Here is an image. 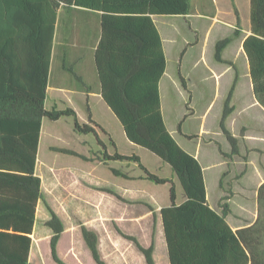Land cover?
Returning a JSON list of instances; mask_svg holds the SVG:
<instances>
[{
	"label": "trees",
	"instance_id": "16d2710c",
	"mask_svg": "<svg viewBox=\"0 0 264 264\" xmlns=\"http://www.w3.org/2000/svg\"><path fill=\"white\" fill-rule=\"evenodd\" d=\"M54 1L102 12V34L96 50L102 97L122 123L126 137L166 162L176 181L151 172L139 155L120 153L114 143L116 151L110 154L96 131L85 129V125L79 123L74 110H46L47 72H44L40 89L31 80L21 81L19 70L14 75L9 74L5 88L2 68L5 62L4 45L6 42H28L25 33L28 20L37 18V0H0V264H32L29 260L32 234L42 237L39 228L35 229L39 199L44 200V211L49 213L44 224L52 231L51 256L57 264H69L58 251L65 231L64 221L42 197L41 180L34 176L42 119L48 117L58 120L65 115L74 117L78 132L94 133L103 150L102 160L137 163L144 172L142 178L171 185V203L161 208L170 264H264V181L257 189L256 220L251 225L234 229L227 220L232 212L228 202L230 196L221 198L220 210L210 205L200 161L178 143L164 120L160 80L166 70L167 58L152 15L185 16L191 12L192 0ZM252 5L254 33L244 40L243 48L250 64L254 94L264 107V0H252ZM137 19L141 23L140 27L136 24ZM237 34L235 31L234 36ZM232 40L231 36L217 40L214 53L216 60L224 61L222 53ZM185 52L186 49L181 59ZM179 74L182 86L188 90L180 69ZM236 84L237 77L225 99L220 120V128L232 146L231 154H239V139L226 126V119L234 110L231 101ZM186 108L189 109V104ZM187 116L189 113L185 118ZM178 132L182 133L181 123ZM219 149L223 156L229 155L220 145ZM59 150L78 154L71 149ZM113 171L120 175L117 170ZM27 175L36 182V197L31 210L26 209L22 199H14L10 192L13 178L18 177L17 183L24 187L26 183L20 179H26ZM178 185L186 196L181 203L177 202ZM101 189L124 202L143 200L153 210L149 196L140 192L119 193L110 187ZM115 227L136 244L147 264H157L154 256L155 212L152 240L148 247L143 246L136 236L125 233L117 225ZM80 229L96 264H107L100 251L98 233L84 223H81Z\"/></svg>",
	"mask_w": 264,
	"mask_h": 264
},
{
	"label": "crops",
	"instance_id": "0c3cea01",
	"mask_svg": "<svg viewBox=\"0 0 264 264\" xmlns=\"http://www.w3.org/2000/svg\"><path fill=\"white\" fill-rule=\"evenodd\" d=\"M212 5L214 6L213 10H203L198 15H203L204 17H211L213 20L210 23V27L206 28V32H215L216 36L213 40L214 52L213 59L208 58L206 56V39L205 37L199 38V40L195 44L197 48H199L200 54L193 60L194 65L197 68V76L201 73L200 83L201 87L204 91L209 90L211 88L210 81L214 79V85L212 88V98L209 100L207 105H205L202 110L201 115V126L198 133H195L193 137H197L198 143L195 149L183 147L188 152L193 154L200 161L203 170H204V178L207 188V198L210 205L216 209L220 210L219 203L223 196L227 194H231L226 191L223 186V178L222 175L225 171V165L230 167H235L237 162H243L242 158H244V152L242 150L243 146L245 152H247V157L245 158V164L247 166L246 170L241 173V182H243L244 178L248 175V169H250L251 164V156L248 154L250 150L249 145L252 147V151L260 152L261 156L257 160L256 171L261 173L262 177L264 175V148H261L257 145H251L250 141H261L264 143V128H262L259 124L260 122H264V107L258 102L256 96L254 94L253 89V80L250 73V64L246 54L244 53L243 43L247 36L254 33L253 25H252V0H211ZM37 18L35 20H28L26 36L28 38V42L22 41L20 43H8L6 42L4 45L5 51V62L3 64V76L6 88V81L9 74L14 72L16 74V70H19L21 73V81H33L35 87L40 89V83H42V79L44 78V72H47V85H46V97H45V109L48 111L51 110H68L72 109L76 112L78 116V121L81 125H85V129H94L96 133L99 135V130L106 128H102V115L104 112H109L112 115L113 120L120 124L122 133L126 136L124 127L122 123L118 120L112 109L108 106L105 100L102 97V87L101 80L99 77L98 66L96 62V50L99 45L101 34H102V26H101V14L102 12L93 10L90 8H86L84 6H79L75 4H65L60 1L56 3L54 0H37ZM181 15H177L179 17ZM185 16H191V12ZM164 16L152 15V19L155 23V26L158 28L162 40L163 47L167 58V66L164 75L160 80V96H161V104L162 111L165 120V114L163 109V98L161 95V83L163 79L167 76L169 72V58L167 53V48L165 44V38L163 33L161 32L162 28L172 27L168 22L162 20L161 25L158 23L159 19ZM198 23L199 20L194 23ZM136 24L140 27V21L137 19ZM235 31H237V35L234 36ZM208 32V33H209ZM24 35V33H23ZM170 36V35H169ZM231 36L233 37L232 42L224 49L222 53L223 62L218 61L214 57L215 53V44L217 40L223 39L225 37ZM237 40L235 46V53H230V49L234 46V42ZM187 53V48L186 52ZM184 54V55H185ZM15 56V58H14ZM184 62V56L180 60V67H182ZM182 73V69L180 68ZM183 77L186 79L188 89H191V81L190 76L184 75ZM227 77V79H226ZM237 77V84L235 88V92L231 101V105L234 106L233 112L226 119V126L231 131V133L239 139V154H237L238 159L232 158L230 162H225L223 160V155L220 152L219 145L221 149L225 153H230L232 150V146L228 141L226 135L220 128V120L224 110L225 99L228 95V92L232 86L233 81ZM174 85L175 82L179 84L180 88H185L182 86L181 78L179 74V78L176 79L174 74L169 76V83L172 81ZM199 81V80H198ZM198 86V85H197ZM248 96L249 100L247 103L242 104V98ZM193 98L194 92L191 90L190 94V108L191 115H194L196 112L193 106ZM219 103V111L216 116V121L213 127L208 126V117L211 115L215 106ZM239 103V104H238ZM73 117L71 115H65L60 117L58 120H51L48 117H44L42 119L41 124V132L38 144V153L36 158V165L34 176L39 177L41 180L40 191L42 193V197L47 200V202L51 205L45 190V172L48 168H61L58 165L55 166L53 162H50L45 157L46 149L42 148V143L46 135V139L48 142L51 139H54L56 136H62L58 128L56 129H47V124L58 123L61 120H67L68 118ZM74 118V117H73ZM185 118V117H184ZM166 122V121H165ZM83 123V124H82ZM111 123V122H110ZM75 125V120H74ZM167 125V123H166ZM170 132L175 136L173 130L169 128ZM74 130L72 133H75L77 136L78 132L74 126ZM71 133V134H72ZM81 133V132H80ZM85 135H89L88 138L83 142L78 136L74 143L78 144V149L74 150L73 148H69L78 154H72L76 158L85 161H96L95 157L92 155V150L87 148L92 145V138L94 135L93 132H85L82 133ZM106 137L114 143L113 134L110 132L104 131ZM181 135L189 136L182 131ZM176 138V137H175ZM89 139V140H88ZM102 140V138H100ZM102 142L106 144L103 140ZM52 143V142H51ZM51 143L49 145H51ZM249 144V145H248ZM58 149H52L49 151L51 153H60L61 151ZM118 150V149H117ZM110 154L114 152L108 151ZM97 157V156H96ZM211 157V158H210ZM225 157V156H224ZM99 160L96 162L97 164L92 166L91 168L86 167L79 162V166L71 167L73 172L76 174L84 176L86 179H90L89 188L93 191L100 193V197L98 200H93L92 196H85L87 202L95 203L96 208L98 209H108L104 202L107 200V196L113 197L116 200L125 203L117 199L112 194L105 192L101 189V187H110L119 193H133L140 192L138 188L134 185H125L116 182V184H111L109 182L113 176L123 177L124 179H129L135 181V177L129 176L124 170L116 169L113 166H110V162L115 161H104L101 157H97ZM120 162V161H119ZM125 162V161H124ZM102 164L109 165V172H106V175H101L97 170ZM129 163V162H128ZM233 165V166H232ZM48 166V167H47ZM219 167L218 172L215 169ZM113 169L117 170V175L114 173ZM209 170V174L207 176L206 170ZM125 175V176H124ZM236 175L235 170H231L229 168V176ZM95 176L94 180L91 181L92 177ZM18 177L13 178L14 181L11 185L10 192L14 199H22L24 202L26 209L31 210L32 205L35 201L36 197V182L29 175H27L26 179H20L25 181L24 187H22L16 180ZM167 178L175 181L173 175L167 176ZM233 178V177H232ZM117 180L119 178H116ZM144 179V178H142ZM145 180V179H144ZM230 181V179H229ZM19 182V181H18ZM222 183V184H221ZM243 184V183H239ZM96 185V189L94 188ZM121 186V187H120ZM210 186H217L218 189L214 190L215 193L214 198L216 199V205L212 203ZM123 187V188H122ZM135 187V188H134ZM258 189V188H257ZM178 190V186H177ZM246 187H243V192H239L233 190L234 195L230 196L228 202L231 205L232 212L227 216L228 222L234 229L241 228L244 226L251 225L257 218V210H258V202L257 196L253 206H250L251 199L246 195ZM182 192V191H181ZM183 193V192H182ZM257 193V190H256ZM147 196L148 193H146ZM239 199H236V198ZM154 198L155 201L159 204V208H155V206L151 203L153 210L148 207L149 211H142V213L138 212L134 213V211L125 212L126 214H118L115 217H111L112 223L117 225L122 231L127 234L134 235L138 238L141 244L145 247H148L152 240L153 233V224H154V212L156 214V222H157V211L160 209L161 216V208L163 206H167L171 203L166 202L162 204V202L158 201V198L149 196ZM186 196L183 193L182 199L179 200V191L177 202L181 203L185 200ZM18 204V203H16ZM128 204V203H125ZM129 205V204H128ZM51 207H53L51 205ZM253 208V214L248 215V210ZM54 209V208H53ZM37 210V219L35 222V229L39 227L40 223H44V220L49 218V213L45 212L44 200L39 199L36 205ZM55 210V209H54ZM56 211V210H55ZM124 212V210H122ZM57 212V211H56ZM43 213L42 217L41 214ZM59 215L60 213L57 212ZM152 215V231L151 238L149 242H142L138 235L134 233L133 230H127L124 225L125 222L128 227H139L141 224H144L143 220L150 218ZM61 216V215H60ZM105 218L109 217H103ZM63 219V218H62ZM64 221V220H63ZM162 222V230H163V221ZM65 224V222H64ZM87 226L90 227L89 223L84 222ZM133 225V226H130ZM157 225V224H156ZM66 230V226H65ZM115 230L117 231L116 227ZM163 236L164 230H163ZM33 242L31 246L29 260L32 262V254L34 250L35 243H38V250L36 249L37 255L41 258L40 251V242L42 238L37 237L35 234H32ZM156 247L154 256L156 259V251H157V226H156ZM100 251L102 257L107 262V264H112L104 255L102 245L103 239L100 236ZM124 241L127 243L124 246ZM107 241L111 243L113 251L117 252L119 257L122 258L126 249L132 250V247L137 248L140 256H142V260H144V264L146 263L145 257L143 253L138 249L136 244L131 240L125 238L122 234L117 231L116 235L107 236ZM166 242V240H165ZM86 245V244H85ZM37 247V246H36ZM59 251V244H58ZM135 251V250H133ZM166 251L167 245H166ZM60 254V253H59ZM61 256V255H60ZM86 258H89L90 264H96L94 258L88 247L86 246L85 253L83 255ZM52 257V256H51ZM62 257V256H61ZM64 259V257H62ZM73 259H75L73 257ZM169 259V256H168ZM65 260V259H64ZM66 261V260H65ZM47 262V261H46ZM67 262V261H66ZM157 262V260H156ZM69 263V262H67ZM70 264V263H69ZM129 264H133L129 262ZM158 264V263H157ZM170 264V260H169Z\"/></svg>",
	"mask_w": 264,
	"mask_h": 264
},
{
	"label": "rangeland",
	"instance_id": "374dc122",
	"mask_svg": "<svg viewBox=\"0 0 264 264\" xmlns=\"http://www.w3.org/2000/svg\"><path fill=\"white\" fill-rule=\"evenodd\" d=\"M214 6L211 3V0H192L191 5V16H164L159 19V24L161 25L162 20L168 22L172 27L162 28L161 32L165 38V44L167 48L168 58H169V72L167 76L163 79L161 83V95L163 98V109L165 114V121L169 128L173 130L176 140L182 147L191 148L192 150L196 148L198 139L197 137H189L190 135H195L198 133L201 126V115L202 110L205 105L212 98V88L214 85V79L210 81L211 88L209 90L204 91L201 87L200 78L201 73L197 76V68L194 65L193 60L200 54V49L195 45L199 38L205 37L206 39V56L208 58L213 59L214 45L213 40L216 36V33L206 32V28L210 27V23L212 22L211 17H204L199 14L203 10L211 11ZM199 20V22L194 23ZM170 35V36H169ZM189 40V41H188ZM237 40L234 42V46L229 50L230 53H235V46ZM187 48V53L184 56V62L182 67H180L181 54L183 50ZM182 69V73L186 76H190L191 81V89L184 90L181 89L177 81L174 85L172 81L169 83V76L174 74V76L179 78V69ZM227 79V77H226ZM199 80V81H198ZM198 85V86H197ZM191 90L194 92L193 98V106L196 110L194 115H191V104H190V94ZM249 100L248 96L242 98V104L247 103ZM187 104H189V109L186 108ZM239 104V103H238ZM219 103L215 106L211 115L208 117V126L213 127L216 121V116L218 114ZM189 113V116L186 118L185 115ZM102 128H106V130L100 129L99 134L100 138L106 143L108 147V151L115 152L116 148L113 143L106 137L104 131L110 132L113 134L114 144L116 145L118 151L123 154H137L141 157L143 164L153 173L161 176L167 177L173 175L172 169L170 166L164 162L160 157L155 155L150 150L143 148L133 142H131L126 136L123 135L120 124H117L115 120H113L112 115L109 112H104L102 115ZM111 122V123H110ZM182 124V131L190 134L189 136L181 135L178 132V125ZM83 124V123H82ZM262 128H264V122H260L259 124ZM74 118L70 117L67 120H61L58 123L47 124V129H56L60 131L62 136H56L54 139H51L48 142V139L45 138L42 143V148L46 153L45 157L48 161L53 162L55 166H59L61 168H48L45 174V190L46 195L57 212L60 213L63 218L66 226V230L64 231L60 242H59V253L64 259L70 264H90L89 258L84 257V253L86 250V245L81 234L80 225L81 223L87 222L89 223L91 229L95 230L99 237L101 236L103 239V253L105 257L112 264H129V262L133 264H144V260H142V256H140L137 248L132 247V250L126 249L125 257L124 255L119 257L117 252L113 251L111 243L107 241V236L116 235L117 231L115 230L114 224L112 223L111 217H115L118 214H126L125 212L134 211V213L142 211H149L148 207L143 203V200H136V202H125L122 203L116 200L113 197L107 196V200H105L104 205L108 208L97 209L95 203L87 202L85 196H92L93 200H98L100 197V193L93 191L89 188L90 179H86L84 176L82 177L79 174L71 169L69 166H79V162L81 161L83 165L91 168L96 165L99 160L97 157L102 156V147L98 144L96 136L92 138V145L89 146L87 150H92V155L95 157L96 161H83L76 158L72 154L60 152V153H51L49 152L52 149L58 148H73L74 150L78 149V144L74 143L77 139V136L84 142L89 135L82 134L80 132L72 133L74 130ZM72 133V134H71ZM89 140V139H88ZM52 142V143H51ZM76 142V141H75ZM51 143V145H49ZM251 145H257L261 148H264V143L261 141H250ZM249 145V144H248ZM244 148V146H243ZM244 158H242L243 162L236 163L235 167H230L231 170H235L236 175L229 176V168L225 165V171L222 175L224 185L223 188L231 194H227L229 196H233V190L243 192V187H246V195L251 199L250 206L256 200V190L260 186V184L264 181V175L262 177L261 173L256 171L257 160L260 158L261 154L257 151H252L251 146L249 145L250 150L248 154H250L251 158V166L248 169V175L244 178L243 182H241V173H243L247 166L245 164V158L247 157V152L243 149ZM97 156V157H96ZM211 158V157H210ZM232 158L238 159L237 154H231L227 157L223 156V160L225 162H230ZM109 165L102 164L98 168L97 172L101 173V175H106V172H109ZM110 166H113L116 169L124 170L128 173L129 176L135 177V181L124 179L123 177L113 176V178L109 181L111 184H116L119 182L123 185H134L138 188L139 191H142L143 195H147L152 197H157L159 202L162 204L166 202H170V184H157L151 180L142 179L143 170L138 166L137 163H128L124 161H115L110 162ZM233 166V165H232ZM48 167V166H47ZM219 167L215 169L218 172ZM206 174L208 176L209 170H206ZM108 175V174H107ZM233 177V178H232ZM95 176L92 177L91 181H93ZM116 178H119L118 180ZM230 179V181H229ZM176 181V180H175ZM178 182V181H177ZM243 183V184H239ZM120 186V187H121ZM122 187V188H123ZM134 187V188H135ZM96 189V185H94ZM218 189L217 186H210L211 192V200L214 205H216V199L214 198L215 193L214 190ZM179 191V200L182 199L183 193L181 192V187L178 185ZM141 199V198H139ZM236 199H239L238 197ZM151 203L155 206V208H159V204L155 201L154 198H151ZM254 201V202H253ZM164 202V203H163ZM124 210V212L122 211ZM253 208L248 210V215L253 214ZM103 217H109L104 218ZM144 224H141L139 227H128V222H125L124 225L127 230H133L139 237V239L144 242H149L151 238L152 231V215L150 218L143 220ZM157 251H156V260L158 264H169L168 253L166 251V242L163 236L162 230V222L160 216V209L157 211ZM133 226V225H130ZM39 232L42 235V239L40 242V251L41 258L37 255L36 249L38 250V243H35L33 254H32V262L33 264H57L54 262L51 257L50 251V239L52 235V231L48 228L44 223L39 224ZM124 246L127 243L124 241ZM37 246V247H36ZM135 250V251H133ZM73 257L75 259H73ZM47 261V262H46Z\"/></svg>",
	"mask_w": 264,
	"mask_h": 264
}]
</instances>
